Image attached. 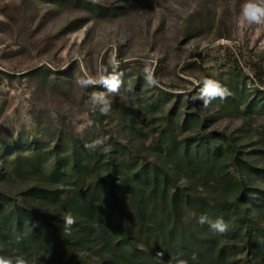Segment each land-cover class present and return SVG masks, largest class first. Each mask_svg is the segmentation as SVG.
Here are the masks:
<instances>
[{
  "label": "trees",
  "instance_id": "1",
  "mask_svg": "<svg viewBox=\"0 0 264 264\" xmlns=\"http://www.w3.org/2000/svg\"><path fill=\"white\" fill-rule=\"evenodd\" d=\"M47 2L73 3L100 18L124 13L122 6L89 0ZM85 20H73L63 32L82 27ZM239 69L223 87L225 97L211 101L218 106L214 115H188L191 128L177 149L161 136L143 155L132 138L139 121L125 109L118 131L127 143L105 141L94 129L76 143L62 137L44 143L36 136L6 141L0 146V183L18 184L15 195L22 203L15 205L13 196L0 192V256L24 255L29 264H167L171 255L182 253L189 264H264V186L258 184L264 167L242 157L245 144L234 133L206 130L224 115L264 114V92L251 97L243 80L247 75L241 77ZM254 70L252 81L264 86V68L256 63ZM104 89L103 83L89 84L84 93ZM159 91L145 102L137 100L142 110L159 111L161 103L180 97ZM175 112L174 107L170 114ZM96 115L106 117L100 110ZM168 121L173 124L171 117ZM101 138L96 148L85 147ZM68 211L75 223L65 234L62 217ZM204 212L211 219L222 217L227 231L217 234L201 225Z\"/></svg>",
  "mask_w": 264,
  "mask_h": 264
},
{
  "label": "rangeland",
  "instance_id": "2",
  "mask_svg": "<svg viewBox=\"0 0 264 264\" xmlns=\"http://www.w3.org/2000/svg\"><path fill=\"white\" fill-rule=\"evenodd\" d=\"M89 1L122 6L124 13L100 18L73 3L0 0V146L34 136L44 143L54 144L58 137L76 143L91 129L105 141L127 143L128 137L118 131L125 109L137 116L139 132L132 138L148 155L146 148L161 136L177 149L178 140L189 134L187 117L192 112L201 117L216 113L214 103L204 107L203 100L195 99L200 105L193 100L201 81L211 79L225 87L238 65L241 77L247 75L243 80L251 97L264 92L262 84L252 81L254 64L264 68V25L238 24L245 0ZM78 18L86 19L82 27L63 32ZM113 55L117 65L110 63ZM145 67L152 70L157 85H147ZM100 74L117 75L118 91L85 94V86L76 83L77 76H90L96 81L92 85L100 86ZM160 88L180 97L161 103L159 111L142 110L137 100L159 96ZM92 93H103L109 102L103 120L96 117L99 107L90 103ZM206 130L234 133L238 143L245 144L242 157L264 167V114L224 115ZM258 184L264 186V181ZM19 188L0 183V192L13 196L15 205L22 203L15 195Z\"/></svg>",
  "mask_w": 264,
  "mask_h": 264
},
{
  "label": "clouds",
  "instance_id": "3",
  "mask_svg": "<svg viewBox=\"0 0 264 264\" xmlns=\"http://www.w3.org/2000/svg\"><path fill=\"white\" fill-rule=\"evenodd\" d=\"M238 24L244 26L245 24H257L264 25V0H245V3L241 6V13L238 18ZM110 63L117 65L118 62L115 60V56L111 58ZM144 72L145 81L148 86L157 85L158 81L154 78L152 70L145 67ZM87 75V74H86ZM99 81L105 85L109 92L118 91L121 81L117 75L103 74L99 75ZM92 77L87 78L79 77L76 78V83L80 86H87L89 84L95 83ZM226 94V89H224L221 84L215 80L206 79L203 82V87L200 91L198 97L193 99H201L204 102V107H207L212 100L216 98H224ZM90 103L94 107H99L102 114H106L109 111V102L105 98L103 93H92ZM103 143V138L93 141L91 144H86V148H96ZM63 232L65 234L70 232L71 226L75 223V217L71 211L65 212L63 217ZM199 223L201 225H208L209 229L217 234H224L228 229V224L224 221L222 217L216 219H211L207 214H203L199 217ZM158 256H162V253H158ZM192 260H196V254L193 253L191 256ZM0 264H29V260L24 255L16 256H0ZM167 264H189L188 259L183 258L182 253L173 254L169 257Z\"/></svg>",
  "mask_w": 264,
  "mask_h": 264
}]
</instances>
